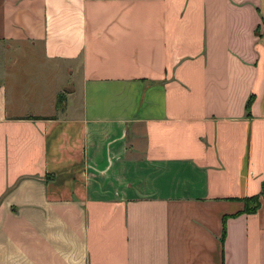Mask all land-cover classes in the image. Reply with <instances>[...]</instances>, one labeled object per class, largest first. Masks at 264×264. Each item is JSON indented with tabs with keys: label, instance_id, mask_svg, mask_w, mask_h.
<instances>
[{
	"label": "crops",
	"instance_id": "obj_1",
	"mask_svg": "<svg viewBox=\"0 0 264 264\" xmlns=\"http://www.w3.org/2000/svg\"><path fill=\"white\" fill-rule=\"evenodd\" d=\"M263 195L264 0H0V264H264Z\"/></svg>",
	"mask_w": 264,
	"mask_h": 264
},
{
	"label": "trees",
	"instance_id": "obj_2",
	"mask_svg": "<svg viewBox=\"0 0 264 264\" xmlns=\"http://www.w3.org/2000/svg\"><path fill=\"white\" fill-rule=\"evenodd\" d=\"M264 197V195H263ZM246 203V212H253L257 210V208L260 205V198L259 197H254L250 199L245 200Z\"/></svg>",
	"mask_w": 264,
	"mask_h": 264
}]
</instances>
